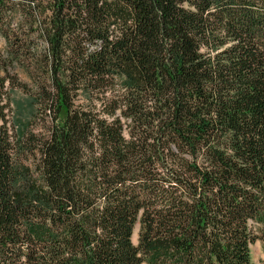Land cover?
I'll return each instance as SVG.
<instances>
[{
	"label": "trees",
	"instance_id": "1",
	"mask_svg": "<svg viewBox=\"0 0 264 264\" xmlns=\"http://www.w3.org/2000/svg\"><path fill=\"white\" fill-rule=\"evenodd\" d=\"M0 39V264H251L264 0H0Z\"/></svg>",
	"mask_w": 264,
	"mask_h": 264
},
{
	"label": "rangeland",
	"instance_id": "2",
	"mask_svg": "<svg viewBox=\"0 0 264 264\" xmlns=\"http://www.w3.org/2000/svg\"><path fill=\"white\" fill-rule=\"evenodd\" d=\"M5 49V43L2 39H0V52H3ZM12 74L17 75L21 82L27 84L30 88H33V82L29 78V76L23 71L21 68L13 69L11 71ZM13 101H12V114L10 120L13 117L19 116L26 120V118L30 117L31 108L28 105V98L21 92L16 90L13 93ZM48 119L46 117H42L34 124V129L37 133L42 135H46L48 128ZM140 232V225H137L135 228V232L133 235V243L134 245H138ZM251 264H264V243L262 241H257L255 244L251 246Z\"/></svg>",
	"mask_w": 264,
	"mask_h": 264
}]
</instances>
